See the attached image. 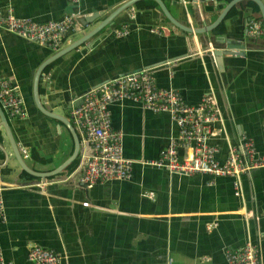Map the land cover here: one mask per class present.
Listing matches in <instances>:
<instances>
[{"label": "crops", "instance_id": "0c3cea01", "mask_svg": "<svg viewBox=\"0 0 264 264\" xmlns=\"http://www.w3.org/2000/svg\"><path fill=\"white\" fill-rule=\"evenodd\" d=\"M126 1L0 0L2 15L11 10L17 18L37 23L73 17L58 50L0 30V76L18 88L26 109L24 119L6 117L21 155L22 150L27 154L23 159L29 170L47 174L41 179L22 171L0 128V250L5 264H34L27 258L34 246L57 253L60 264H228L225 251L248 242L255 244L259 264H264V167L241 176L238 197L231 178L174 175L142 165L159 158L177 128L168 114L125 101L108 111L112 128L121 134L123 155L134 163L132 178L88 187L81 181V163L90 153L86 143L73 159L69 128L35 108L33 79L41 64L81 40ZM231 1L162 0L179 24L193 29L212 24ZM85 18L93 23L83 27ZM251 19L263 22L260 8L244 1L229 9L217 29L195 35L172 26L155 2L139 1L45 68L41 103L75 129L70 111L85 92L150 69L158 88L176 90L189 106L205 96L215 99L222 124L210 143L218 150V161L227 159L231 146L241 148L242 138L251 142L258 160L264 157V44L247 35ZM124 27L128 36H115ZM218 37L245 41V54L211 57ZM192 149L179 147L178 156L186 160Z\"/></svg>", "mask_w": 264, "mask_h": 264}, {"label": "built area", "instance_id": "2783aa9c", "mask_svg": "<svg viewBox=\"0 0 264 264\" xmlns=\"http://www.w3.org/2000/svg\"><path fill=\"white\" fill-rule=\"evenodd\" d=\"M73 5L79 0H69ZM73 17L66 16L60 21L44 23L17 18L9 10L2 15L0 10V30L10 32L22 39L52 50L61 48L67 32L72 29ZM247 35L264 37L262 23L247 22ZM115 36H128L129 30L114 31ZM130 101L141 104L143 109L154 114H168L177 128V136L170 139L156 161H142L141 164L165 169L174 175H208L213 178H231L235 195H242L241 176L252 169L264 167V157L254 160L251 142L242 138V147L231 146L227 159H216L217 148L210 143L217 133L216 126L222 124L220 108L212 96H205L196 106L187 105L174 89L158 88L150 69L133 72L89 90L81 97V103L71 109L70 115L78 137L89 143L92 154L84 157L81 181L91 187L110 181H129L132 178L133 162L123 155L121 134L112 128L108 108L112 104ZM0 107L7 117L13 120L24 119L26 109L18 88L0 76ZM192 147V155L186 160L178 156V148ZM23 156H27L22 150ZM4 210L0 200V219ZM28 260L34 264H60V256L37 246L28 252ZM228 264H259L258 249L248 242L237 250H226ZM171 260L168 264H171ZM0 264H5L0 250Z\"/></svg>", "mask_w": 264, "mask_h": 264}, {"label": "water", "instance_id": "95a60500", "mask_svg": "<svg viewBox=\"0 0 264 264\" xmlns=\"http://www.w3.org/2000/svg\"><path fill=\"white\" fill-rule=\"evenodd\" d=\"M139 1H144V0H128V1H126L123 5H121L119 8L114 10L103 22H101L98 26H96L91 32L86 33L82 37L81 40H79L78 42L73 44L71 47L65 48V49L55 53L49 59H47L45 62H43V64H41V66L37 69V71L35 73V76L33 79V88H32V90H33V102H34L35 108L41 114H43V115H45V116H47L53 120H58V121L62 122L63 124H65L69 128V130L72 134L73 142H74L73 159L75 157H77L79 155V153L81 152V149L83 147L82 141L78 137L76 130L71 125V123L68 119L62 118L61 116H58V115L48 111L42 105L41 100H40V89H39L41 77L44 73L45 68L49 64H51L53 61L59 59L62 55L70 52L71 50H74L75 48L79 47L80 45H82L83 43H85L86 41L91 39L101 29H103L105 26L111 24V21L115 18V16H117L119 13H121L122 11H125L127 8H129L130 6L134 5L135 3L139 2ZM151 1L155 2L158 5L162 15L172 24V26H174L175 28H177L181 31H184L186 33H191V34L193 33L195 35L212 32L215 29H217L219 27V25L227 17L229 9L232 6L237 5V4L244 2V1H253V2H256L258 4V6L260 8L261 17H262V20L264 23V6H263V3L261 0H232L223 9V11L218 15L217 19L212 24H210L209 26H207L205 28H201V29H193L191 27L182 26L172 17V15L168 11L167 7L162 2V0H151ZM91 23H93V20L91 18H85L81 22V24H83V27L88 25V24H91ZM223 37L216 38L217 42L220 44L218 46V49L210 51L211 57L218 58V57H221L224 55L242 56L245 54V52L247 50V44L245 41H236V40H232V39H224ZM250 38H255V37H250ZM257 39H260V38H257ZM85 93H87V92H85ZM0 128H3V130L7 136V139L10 143V146H11L12 153H13L18 165L20 166L21 170L26 172V173L33 174L37 177H40L41 179H45L46 178L45 175H47V174H36L35 172H32L31 170H29V168L27 167V165L23 159V156L21 155V152L18 148L16 140L12 134V130H11V127L9 125L8 119L5 115V113L3 112V110L1 109V107H0ZM86 147L89 148V150H90V153L86 154V156H85V157H88L92 154V147L89 143H86Z\"/></svg>", "mask_w": 264, "mask_h": 264}, {"label": "trees", "instance_id": "16d2710c", "mask_svg": "<svg viewBox=\"0 0 264 264\" xmlns=\"http://www.w3.org/2000/svg\"><path fill=\"white\" fill-rule=\"evenodd\" d=\"M253 20V19H252ZM254 21H256V20H254ZM262 25H263V27H264V24H263V22H262ZM255 44H257V45H263L264 44V40H259V39H257V38H250ZM261 41V42H260ZM51 66V65H50ZM49 66V67H50ZM48 68V67H47ZM41 91V90H40Z\"/></svg>", "mask_w": 264, "mask_h": 264}]
</instances>
